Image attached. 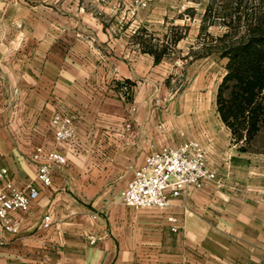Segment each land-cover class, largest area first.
<instances>
[{"label": "rangeland", "instance_id": "rangeland-1", "mask_svg": "<svg viewBox=\"0 0 264 264\" xmlns=\"http://www.w3.org/2000/svg\"><path fill=\"white\" fill-rule=\"evenodd\" d=\"M238 6L249 12L256 5L255 0H0V114L27 111L37 90L15 85L17 63L27 61L20 54L31 56L36 39L65 30L67 38L80 37L96 47L103 63L118 57L124 69L132 70L131 78L117 77L105 66L103 86L95 91L118 101L128 115L151 119V151L163 145L155 142L162 137L196 139L207 150L216 176L202 188H191L197 191L190 202L176 199L167 208L138 210L143 216L135 247L128 249L130 264H259L264 256V232L254 214L264 124L249 143L236 142L216 103L227 72V57L218 48L228 27L223 16L230 21ZM198 53L205 54L195 57ZM55 111L75 116L63 104ZM53 145L79 151L73 143L52 139ZM123 174L116 169L102 177L111 201L121 195ZM169 215L177 217L176 231Z\"/></svg>", "mask_w": 264, "mask_h": 264}, {"label": "crops", "instance_id": "crops-1", "mask_svg": "<svg viewBox=\"0 0 264 264\" xmlns=\"http://www.w3.org/2000/svg\"><path fill=\"white\" fill-rule=\"evenodd\" d=\"M66 35L64 30L56 37L38 38L31 56L20 54L27 61H18L15 85H35L37 90L27 111L0 114V168H7L5 178L20 188L33 183L39 189L27 211L11 213L17 232L0 224V264H130L128 249L135 247L137 222L143 214L123 206L121 195L111 201L102 177L121 169L125 187L151 151V119L139 113L128 115L118 101L113 103L95 91L103 86L105 66L117 77L131 78L132 70L124 69L118 57L103 63L96 47ZM60 104L75 114L73 146L79 151L73 154L59 147L67 162L56 165L51 185L45 186L37 178L32 153L40 144L51 147L49 118ZM165 138L155 140L156 144L185 141ZM262 190L264 154L259 153V205L254 213L259 216V232H264ZM196 191L189 189L177 200L188 203ZM46 213L51 224L43 228L40 222ZM259 264H264V256Z\"/></svg>", "mask_w": 264, "mask_h": 264}, {"label": "built area", "instance_id": "built-area-1", "mask_svg": "<svg viewBox=\"0 0 264 264\" xmlns=\"http://www.w3.org/2000/svg\"><path fill=\"white\" fill-rule=\"evenodd\" d=\"M49 124L58 144L73 143L75 116L72 113L55 111ZM32 160L36 165L37 178L43 185L49 186L56 165L65 164L67 157L57 147L40 144L34 148ZM7 173L6 167L0 168V224L17 232V223L11 213L27 211L39 195V189L33 183L20 188L5 178ZM215 176V171L208 164L207 150L200 141L187 139L178 145L163 144L150 151L142 164L134 169L121 191V200L126 207L134 210L167 208L189 189L202 188ZM167 220L170 229L176 231L177 217L169 215ZM50 224L51 215L46 213L40 227L47 228Z\"/></svg>", "mask_w": 264, "mask_h": 264}, {"label": "trees", "instance_id": "trees-1", "mask_svg": "<svg viewBox=\"0 0 264 264\" xmlns=\"http://www.w3.org/2000/svg\"><path fill=\"white\" fill-rule=\"evenodd\" d=\"M255 5L249 12H240L238 6L229 15L230 21L223 16L228 27L219 37L222 44L218 47L227 57V72L218 87L217 110L235 141L244 144L253 140L264 124V0H255ZM142 49L154 53L148 46Z\"/></svg>", "mask_w": 264, "mask_h": 264}]
</instances>
